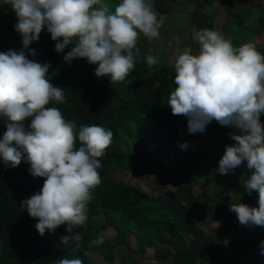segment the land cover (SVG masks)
I'll return each mask as SVG.
<instances>
[{"label": "clouds", "instance_id": "obj_1", "mask_svg": "<svg viewBox=\"0 0 264 264\" xmlns=\"http://www.w3.org/2000/svg\"><path fill=\"white\" fill-rule=\"evenodd\" d=\"M17 17L15 31L22 36L24 48L38 41L46 28L55 41V50L64 52L68 64L86 58L97 64L95 75L111 76L122 82L134 70L141 56L137 47L140 34L159 38L161 22L154 0H119L114 12L102 0H3ZM207 12V9H205ZM195 39L200 50L186 49L175 61V90L167 105L173 115L188 118V131L203 132L215 120L237 131L230 133L235 144L226 146L219 166L227 175L242 164L251 171L244 188L258 192V207L244 203L230 205L242 226L264 227V54L248 42L234 47L231 39L219 32L203 29ZM179 45V39L176 40ZM171 46V45H169ZM32 54H35L34 50ZM149 67L158 59L147 55ZM50 63L29 60L23 50L0 52V116L9 121L0 139V160L5 169L17 167L22 159L30 164V174L44 178L43 187L22 201L29 215L38 218L40 235L67 225L64 244L79 242L83 233H73L87 220L91 192L101 183L99 158L111 145L113 132L98 125L81 126L69 121L56 107L65 102L62 87L48 79ZM30 119V130L24 121ZM77 138L80 146L77 148ZM186 148L187 142L180 145ZM98 236L88 245H102ZM264 255V240L260 242ZM57 264H83L77 259H60Z\"/></svg>", "mask_w": 264, "mask_h": 264}, {"label": "trees", "instance_id": "obj_2", "mask_svg": "<svg viewBox=\"0 0 264 264\" xmlns=\"http://www.w3.org/2000/svg\"><path fill=\"white\" fill-rule=\"evenodd\" d=\"M106 1L110 7L118 5L117 0ZM209 1L195 4L189 13V23L195 35L206 28L212 30L210 16L205 18L202 26L197 24ZM262 27L264 29V25ZM15 38L11 36L10 40L23 46L18 32ZM55 43L45 28L38 41L32 42L28 48H20L29 60L50 63V83L63 88L65 102H54L48 107L58 108L66 120L75 119L77 133L81 126L90 125L111 130L112 143L99 158L101 183L91 192L87 220L83 226L73 229V233H83L79 247L75 241L62 243L61 237L69 235L67 225L39 234L36 229L38 218L29 215L22 201L42 189L44 178H34L30 174L26 158L17 167L7 169L0 160V264H57L64 258H79L83 264H97L89 258V254L97 249L110 263L115 256L128 260L146 248L153 250L152 258L156 264H264V255L260 254L264 227L240 225L236 213L230 211V197H215L210 190L211 180L213 184L231 182L236 178L235 174L244 170L243 164L216 178L215 172L209 168L210 156L206 152L192 154L180 147L177 125L185 122L188 129V118L173 115L167 105L176 87L174 65L157 63L149 67L146 57L153 55L154 50L145 36H139L137 47L141 56L134 70L124 81L113 84L110 75L97 77L95 69L98 65L89 64L86 58H77L71 64L65 62L63 57L71 46L58 53ZM33 50L35 54H32ZM260 120L264 124V114ZM8 123L6 117L0 116V139L7 131ZM30 123V119L24 121L26 130H30ZM227 127L213 120L205 129L212 134ZM197 134L187 130L190 138ZM79 146L77 138L76 147ZM160 147L171 154L169 168H162L161 163H153L144 155L140 158L142 162L154 164L172 189L147 193L105 173L133 170L134 148L142 154L146 150L159 152ZM198 167L205 168L200 176H196ZM163 197H173L186 211L206 213L219 227L202 231L189 216H181L167 208L161 202ZM242 203L258 207V192L253 191V197ZM100 215L104 222L102 226L96 223ZM104 226L110 227L114 234L105 237L102 245L89 247L100 230L106 228ZM231 232L233 238L224 241V234ZM128 235L137 241L136 249L128 246Z\"/></svg>", "mask_w": 264, "mask_h": 264}, {"label": "rangeland", "instance_id": "obj_3", "mask_svg": "<svg viewBox=\"0 0 264 264\" xmlns=\"http://www.w3.org/2000/svg\"><path fill=\"white\" fill-rule=\"evenodd\" d=\"M104 1L106 0H102V3H105ZM117 2L119 3V0H117ZM177 1H175V4H169V0H154V5H155V9L158 12V20L161 22V27L159 29L160 31V36L159 38H152L149 39V45L150 48L154 50V56L157 57L158 59V64L160 65H174L175 61L172 60L173 56L175 55L174 53L176 52V50L173 49V46H169V42L171 40H173V37H175L174 34H171L170 32L166 31L170 29H179L180 33H179V39L183 38L184 39H190V36H193L194 32H193V28L192 26L189 25V18H187L186 13L184 12H189L191 14V12L189 11V7L190 6H184L182 8L181 5L176 4ZM108 6L110 5L108 1H106V3ZM192 4V3H191ZM220 6L214 7L213 6L210 8L209 10H207L208 12H212V18L214 21H218L219 22V18L221 17L222 13H220ZM110 11L114 12L115 7L112 5L111 7L109 6ZM176 11L178 14H174L172 15L174 12ZM207 13V12H206ZM204 14V11L202 12V15L198 18L197 20V24L199 26L203 25V22L205 20V18L207 17V14ZM17 22V17L15 15V12L12 10V7L8 4L3 3V0H0V39L4 38L2 41L0 40V52H7L9 50H15L17 52L21 51L20 48H23L24 46H20L17 43H14L10 40L11 36L14 37V39H16L15 37H17V31H15L14 25ZM188 23V25H187ZM168 24V25H166ZM162 26H170V27H166V30L162 29ZM16 42V41H15ZM163 42H165L167 44V48H163V49H158V47L163 45ZM174 42V41H173ZM191 43V42H190ZM188 45L186 46V49H191L192 51L195 49L194 45L190 44V46L188 47ZM159 50L161 51V53L159 52ZM198 51L196 50V53ZM174 54V55H173ZM179 54V53H178ZM178 57V55H177ZM176 57V58H177ZM219 132L215 131L212 134L208 133L209 135V140L208 142L210 143V147H211V151L213 154H217V155H223L225 150L224 148L226 146L220 147L222 146L221 144V140L219 138V134H217ZM199 137L198 139L194 140L195 138H190L187 135H182V133H179V141L181 144H184V136L190 140H193V145H195V149H191L190 147H186L187 150L191 153H193L195 150L200 149V151H202V142H204L203 139L206 138L205 134H198ZM196 141V142H195ZM230 146V145H227ZM200 147V148H199ZM162 148L161 150H159V152H155L153 153L151 150H146L145 153L141 154V151L138 150L137 148H134V153L136 154V156L132 159V166H133V170H114V171H105L106 174H108V176L115 180H120L123 183H129L132 186H135L137 188H140L142 190H144L145 187L148 188V190L150 191L149 193H158L161 192L163 188H165L164 184V178L162 173L160 174L159 171L156 170L154 164H148V162H142V158H140L141 155H144L147 159H150L153 163H161L162 164V168H169L171 166V154L169 153V151H167V149H165L164 147H160ZM160 153V155H158ZM199 153V152H198ZM160 156V157H158ZM210 168V165H209ZM204 167L203 169L199 172L200 175H202L203 171H204ZM198 170V169H197ZM196 170V171H197ZM215 172V177L219 178L221 177V175L217 172ZM230 183V182H229ZM223 184H228V182L223 183ZM170 187V186H168ZM227 190V189H226ZM226 192V191H225ZM240 198H242V196H245L247 198H252V195L246 194V195H237ZM165 205L166 202H164ZM180 212V211H179ZM181 214H186V212H180ZM96 223L100 226H102L103 219L100 217H98L96 219ZM106 228L100 230L99 232V236H103V238L111 236L112 234H114V231L108 227V226H104ZM202 227V228H201ZM200 228L203 229V231H205L207 229L206 226H201ZM209 227V226H208ZM229 233H225L224 234V240L226 241L229 237ZM127 243L128 246L131 249H136L137 247V241L134 240V238L132 237V235H128L127 236ZM152 249L151 248H146L143 252H139V254L136 255H131L130 258H128V260H125V258L123 256H115L110 263L106 262L100 252L99 249H97V252L94 253H90L89 254V258L94 260L97 264H156L155 260L152 258ZM166 264V263H165Z\"/></svg>", "mask_w": 264, "mask_h": 264}, {"label": "crops", "instance_id": "obj_4", "mask_svg": "<svg viewBox=\"0 0 264 264\" xmlns=\"http://www.w3.org/2000/svg\"><path fill=\"white\" fill-rule=\"evenodd\" d=\"M179 4L182 6V8L184 6H190L188 9L189 11L192 10L193 6L195 4L200 3L202 0H169V4ZM192 3V4H191ZM214 4V7H219L220 9V13H222L221 17L219 18V22L218 21H214L212 18V30L219 32L221 35H223L226 39L230 38L231 42L233 44L234 47H239L241 45H243L244 43H248L251 42L253 44H255L256 49L261 53L264 54V29H263V25H264V0H210L209 3L207 5H205L204 7V14L205 9L209 10V7L211 8ZM174 14H178L176 11L172 12ZM187 15V18H189V12H184ZM208 13V14H207ZM207 16L212 17V12H208L207 11ZM168 25V24H166ZM188 25V23H187ZM190 26H192L189 23ZM260 26L262 27L260 29ZM166 27H170V26H162V29L166 30ZM193 28V26H192ZM166 30L168 32H170L171 34H174L175 37H173V40H171L168 44L173 46V49L176 50V52L173 54V58L172 60L176 61V57L179 54H182L185 50H186V46L188 45V47L190 46V44L194 45V50L192 51V54H198L199 50H200V46L198 44V41L195 39V34H193V36H190V39H184L183 36L181 39H179V29H170ZM194 32V31H193ZM140 36H144L143 34H140ZM147 38V42L149 44V39ZM179 39L180 44L177 45L176 44V40ZM174 41V42H173ZM191 42V43H190ZM162 47V48H161ZM187 47V48H188ZM163 49V48H167V44L165 42H163V45L158 47V49ZM160 49V50H161ZM159 50V52L161 53V51ZM196 50L198 51L196 53ZM179 53V54H178ZM175 63V62H174ZM175 65V64H174ZM187 125L185 122H180L177 125V133H178V137H179V133L182 135H187ZM237 130L233 127L228 126L227 128L222 129L219 132V138L221 140V144L223 146H227V145H233L235 144V141H233L230 138V133H234ZM208 133H210L208 130H204L203 132H198V134H205L206 138L203 139L204 142H202V151L206 152L209 156H210V169L212 171H216L218 169L219 166V160L222 158V154L221 155H215L210 152L211 151V147H210V143L208 142V138L209 135ZM196 135L194 138V140L198 139L199 135ZM180 138V137H179ZM192 139V138H191ZM181 141V140H180ZM187 142V146L190 147L191 149H195V145H193V140H190L188 138H186L184 136V143ZM196 142V141H195ZM200 148V147H199ZM187 150V148H185ZM226 149V147L224 148V150ZM161 150V148H160ZM188 151V150H187ZM189 152V151H188ZM201 152L200 149L195 150L192 154ZM191 153V152H189ZM160 155V153L158 154ZM160 157V156H158ZM244 166V170H242L240 173L235 174V179L232 180L230 183L228 182V184H221V183H217V184H213V180H211L210 182V190H211V194L215 197H227L229 196L232 204L236 203H242L245 200H247L248 198L245 196H242V198H240L239 195H246L248 194L246 189L244 188V183L249 179V176L251 175V171L248 170L246 168V164H243ZM198 170L196 171V176H200L199 172L203 169V167H198ZM232 171V170H230ZM165 189H172L171 186L169 185L168 182L165 181L164 184ZM170 186V187H168ZM227 189V190H226ZM144 191L149 193L150 191L148 190L147 187L144 188ZM226 191V192H225ZM252 195V194H251ZM253 197V196H251ZM161 202L163 204H165L164 202H166L167 205H165L167 208L172 209L175 213L181 215V216H189L192 221H194L199 227L201 226H206L208 228L209 227H213L214 229H217L219 227L218 224H216L211 218L208 217V215L204 212H200L197 210L194 211H186L185 208L181 207L180 203L177 202L173 197H163L161 199ZM186 212V214H181L180 212ZM202 228V227H201ZM203 231V229H201ZM229 237L226 241L230 240L231 238H233L234 233L231 232L229 233ZM225 241V240H224ZM94 253V252H93ZM251 257V256H250ZM253 264V263H251Z\"/></svg>", "mask_w": 264, "mask_h": 264}]
</instances>
